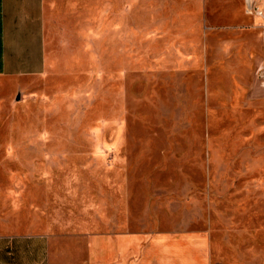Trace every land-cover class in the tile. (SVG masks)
Instances as JSON below:
<instances>
[{
  "label": "rangeland",
  "instance_id": "374dc122",
  "mask_svg": "<svg viewBox=\"0 0 264 264\" xmlns=\"http://www.w3.org/2000/svg\"><path fill=\"white\" fill-rule=\"evenodd\" d=\"M129 2L97 0V73L0 78V136L28 146L6 163L23 171L19 208L73 243L189 214L216 264H264V0L262 14L247 0Z\"/></svg>",
  "mask_w": 264,
  "mask_h": 264
},
{
  "label": "crops",
  "instance_id": "0c3cea01",
  "mask_svg": "<svg viewBox=\"0 0 264 264\" xmlns=\"http://www.w3.org/2000/svg\"><path fill=\"white\" fill-rule=\"evenodd\" d=\"M126 1L123 12H134ZM162 1L138 4L159 12ZM117 13L111 27L125 39L122 52L133 55L132 23L118 21ZM144 29L147 34L149 25L141 27L142 36ZM87 71L97 73V0H0V78L81 77ZM5 138L0 136V228L29 224L0 230V264H216L211 229L191 228L189 214L172 228L161 226L167 219L155 214L136 229L78 232L77 243L71 234L37 230L34 214L25 217L15 200L23 171L6 164L16 149L28 146Z\"/></svg>",
  "mask_w": 264,
  "mask_h": 264
},
{
  "label": "built area",
  "instance_id": "2783aa9c",
  "mask_svg": "<svg viewBox=\"0 0 264 264\" xmlns=\"http://www.w3.org/2000/svg\"><path fill=\"white\" fill-rule=\"evenodd\" d=\"M247 7H248V9H249L250 11H253L254 9H256V11H258L260 14L263 13V11H262L261 9H259L258 7L256 8L255 0H251V2L249 3V5H248V3H247Z\"/></svg>",
  "mask_w": 264,
  "mask_h": 264
},
{
  "label": "bare ground",
  "instance_id": "6f19581e",
  "mask_svg": "<svg viewBox=\"0 0 264 264\" xmlns=\"http://www.w3.org/2000/svg\"><path fill=\"white\" fill-rule=\"evenodd\" d=\"M247 2H248V5H249V3L251 2V0H247Z\"/></svg>",
  "mask_w": 264,
  "mask_h": 264
}]
</instances>
